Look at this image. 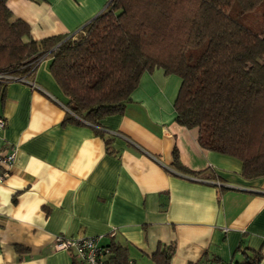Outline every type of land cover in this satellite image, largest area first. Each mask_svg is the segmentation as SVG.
Masks as SVG:
<instances>
[{"label":"crops","instance_id":"obj_1","mask_svg":"<svg viewBox=\"0 0 264 264\" xmlns=\"http://www.w3.org/2000/svg\"><path fill=\"white\" fill-rule=\"evenodd\" d=\"M106 1L6 5L39 40L77 32ZM49 62L40 60L33 80L8 83L0 103V154L15 151L0 183V264H71L57 236L114 241L138 262L173 244L171 264L242 261L254 251L264 264V176L243 178L238 159L200 147L197 129L175 121L177 76L145 72L122 113L78 125L65 121ZM174 148L182 166L204 173L174 168Z\"/></svg>","mask_w":264,"mask_h":264},{"label":"trees","instance_id":"obj_2","mask_svg":"<svg viewBox=\"0 0 264 264\" xmlns=\"http://www.w3.org/2000/svg\"><path fill=\"white\" fill-rule=\"evenodd\" d=\"M6 1L0 0V103L8 83L33 80L48 58L65 121L98 126L122 113L143 73L161 68L180 80L175 121L197 129L200 147L238 159L243 178L264 176V15L256 25L244 23L264 0H107L77 32L39 40ZM172 158L182 172L204 173L182 166L175 148ZM101 246L110 264H171L173 254V244H163L138 262L117 242ZM260 259L254 251L234 263ZM203 262L220 263L197 264Z\"/></svg>","mask_w":264,"mask_h":264},{"label":"built area","instance_id":"obj_3","mask_svg":"<svg viewBox=\"0 0 264 264\" xmlns=\"http://www.w3.org/2000/svg\"><path fill=\"white\" fill-rule=\"evenodd\" d=\"M5 125V121L0 117V128ZM15 159V151L13 149L0 154V183H2L7 174L8 169ZM55 248L71 250L78 264H110L106 262L105 249L100 244V237L83 236L78 238H65L57 236L55 238ZM207 264V263H199ZM219 264H235L233 260L220 261Z\"/></svg>","mask_w":264,"mask_h":264},{"label":"rangeland","instance_id":"obj_4","mask_svg":"<svg viewBox=\"0 0 264 264\" xmlns=\"http://www.w3.org/2000/svg\"><path fill=\"white\" fill-rule=\"evenodd\" d=\"M262 15H264V8H257V9H254L253 11H251L249 13V15L246 17V19L244 20V23L245 24H248V25H256L257 23L260 22V19L262 18ZM130 255L133 257H135V255H137L138 253L136 251H134L132 248H130ZM137 259L138 257L140 256H136Z\"/></svg>","mask_w":264,"mask_h":264}]
</instances>
